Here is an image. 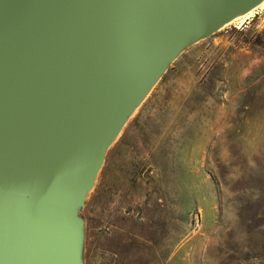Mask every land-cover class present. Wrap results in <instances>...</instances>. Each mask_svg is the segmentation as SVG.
<instances>
[{
    "label": "rangeland",
    "instance_id": "obj_1",
    "mask_svg": "<svg viewBox=\"0 0 264 264\" xmlns=\"http://www.w3.org/2000/svg\"><path fill=\"white\" fill-rule=\"evenodd\" d=\"M133 111L74 211L75 264H264V9L182 48Z\"/></svg>",
    "mask_w": 264,
    "mask_h": 264
},
{
    "label": "water",
    "instance_id": "obj_2",
    "mask_svg": "<svg viewBox=\"0 0 264 264\" xmlns=\"http://www.w3.org/2000/svg\"><path fill=\"white\" fill-rule=\"evenodd\" d=\"M252 1L0 0V264H75L74 211L129 111Z\"/></svg>",
    "mask_w": 264,
    "mask_h": 264
},
{
    "label": "bare ground",
    "instance_id": "obj_3",
    "mask_svg": "<svg viewBox=\"0 0 264 264\" xmlns=\"http://www.w3.org/2000/svg\"><path fill=\"white\" fill-rule=\"evenodd\" d=\"M259 9H264V0H253L249 6L239 10V11H236V12H233L232 14H230L227 18H225L224 20H222L220 23H218L216 25V28L221 29V28H224L225 26L227 25H230L232 24L234 21H237V20H241V21H246L247 19L249 18H252L254 12L256 10H259ZM177 55V54H176ZM139 103H137L138 105ZM136 108H132L131 112H129L128 114L131 115L135 110ZM117 134V133H116ZM105 150H103V152L101 153V157L99 158L100 160H97L99 161L98 163V167H97V170L99 169L100 167V162H101V158H102V155L104 153ZM97 171L94 172L93 176L96 174ZM93 176L91 175V180L93 178ZM86 188V187H85Z\"/></svg>",
    "mask_w": 264,
    "mask_h": 264
}]
</instances>
